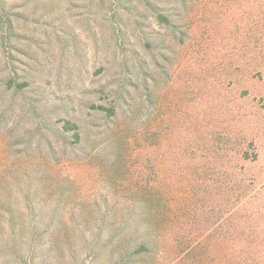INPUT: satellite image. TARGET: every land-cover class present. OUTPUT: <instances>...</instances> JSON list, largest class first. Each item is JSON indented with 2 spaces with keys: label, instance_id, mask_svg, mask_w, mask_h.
I'll return each instance as SVG.
<instances>
[{
  "label": "rangeland",
  "instance_id": "1",
  "mask_svg": "<svg viewBox=\"0 0 264 264\" xmlns=\"http://www.w3.org/2000/svg\"><path fill=\"white\" fill-rule=\"evenodd\" d=\"M0 264H264V0H0Z\"/></svg>",
  "mask_w": 264,
  "mask_h": 264
},
{
  "label": "trees",
  "instance_id": "2",
  "mask_svg": "<svg viewBox=\"0 0 264 264\" xmlns=\"http://www.w3.org/2000/svg\"><path fill=\"white\" fill-rule=\"evenodd\" d=\"M65 127H66L67 129H76V125H75V124H71V123H67V124L65 125ZM75 136L78 138V137H79V133H78V132H75Z\"/></svg>",
  "mask_w": 264,
  "mask_h": 264
}]
</instances>
